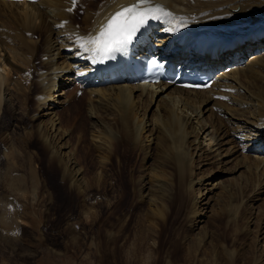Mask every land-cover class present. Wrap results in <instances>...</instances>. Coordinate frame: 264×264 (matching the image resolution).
I'll return each instance as SVG.
<instances>
[{
	"label": "bare ground",
	"instance_id": "6f19581e",
	"mask_svg": "<svg viewBox=\"0 0 264 264\" xmlns=\"http://www.w3.org/2000/svg\"><path fill=\"white\" fill-rule=\"evenodd\" d=\"M134 2L41 0L27 4L0 0V15H11L23 24L21 26H27L24 29L29 26L27 31L32 34L39 28L48 34L39 65L34 62V53L24 55L13 36L10 37L6 31L2 32L6 37L0 34V53L5 50L7 54L4 58L0 54V108L9 105L14 94H30L34 82L27 80L23 84L24 78L19 79L18 73L28 79L34 75L35 85L42 93L36 96L40 112L32 116L37 135L55 160L61 161L63 174L69 182L82 188V168L78 167L74 149L65 139L69 130L60 127L58 109L74 100L69 108L71 111L79 110L78 103L84 95V111L91 120L95 119L91 126V141L96 148L112 151L114 143L122 137L135 145L147 147L145 159L148 163L144 170L148 172L143 176L140 196L153 209L166 206V202L174 197V173L164 168L167 164L177 170L180 182L195 156L204 165L216 163L217 168L221 166L216 174L218 178L214 174L209 178L197 175L189 177L191 179L187 183V187L195 191L193 215L199 219L194 221V242L201 246L208 241L209 233L205 228L210 224L208 220L231 213L229 206H240L231 201L234 193L247 189L249 196L240 195L241 205L245 201L251 202L253 196H256L253 198L256 201L264 200V39L256 44L248 41L237 46L213 64L221 69V73L212 87L206 90L164 83L104 84L103 79L94 75L99 54L85 50L96 46L81 38L97 35L113 13ZM73 3L77 5L74 12L71 10ZM156 5L162 6L169 15L158 13L157 18L148 19L140 28L149 30L150 39L156 45L155 54L170 62L177 59L186 64L199 62L204 60V54L199 52L204 42L214 38L218 44H229L232 39L250 38L264 29V0H150L143 7ZM81 13V22L74 20ZM9 61L22 65L21 69L11 66ZM229 64L231 69L224 71ZM79 89L83 93L76 99ZM99 105L106 106L105 109L113 115L109 123L96 118ZM150 111L157 113L148 118L146 113ZM187 128L195 147L187 141ZM13 150L14 155L17 150ZM226 172L236 187L222 183L218 175ZM211 178L213 180L208 183ZM198 203L205 209L203 213ZM263 219L264 216L261 217ZM258 230L264 237V226ZM260 248L256 262L264 264V241ZM226 252L232 256L231 251ZM165 264L169 261L166 260Z\"/></svg>",
	"mask_w": 264,
	"mask_h": 264
},
{
	"label": "rangeland",
	"instance_id": "374dc122",
	"mask_svg": "<svg viewBox=\"0 0 264 264\" xmlns=\"http://www.w3.org/2000/svg\"><path fill=\"white\" fill-rule=\"evenodd\" d=\"M81 16L82 13L74 20L81 22ZM21 25L11 15H0V34L6 31L13 36L24 55L34 53V62L39 65L43 45L48 40L47 31L39 28L32 34L27 31L29 26L26 30L27 26ZM35 40L38 44L33 43ZM13 45L16 46L15 42ZM0 54L4 58L6 51ZM9 62L21 69V63L18 66ZM18 75L19 79L24 78L23 84L34 83L30 94H14L17 97L13 96L9 105L0 108V264H165L166 260L169 264H259L256 259L264 237L258 229L264 226V219L261 220L264 200L256 201L253 196L251 202L241 205L240 195L249 196L246 188L231 198L232 203L240 206H229L231 213L208 220L210 227L205 225L208 241L201 246L194 242V221L199 218L193 215L195 191L187 187L188 180L197 175L209 178L214 174L218 178L221 166L204 165L195 156L180 182L177 170L167 164L164 168L174 173V197L167 199L164 207L151 208L140 196L148 172L144 170L148 163L147 147L122 137L114 143L112 151L96 148L91 141L95 119L85 113L83 95L79 110L69 108L74 100L58 109L60 127L69 130L65 139L82 168L85 184L82 188L74 186L63 174L61 161L55 160L37 135L32 116L40 112L36 96L42 93L35 85V76L29 80ZM99 106L96 118L109 123L113 115L106 106ZM156 113L150 111L146 117L152 118ZM189 130L186 129L188 133ZM192 138L189 133L188 143L193 144ZM12 150H17L15 158ZM218 176L222 183L236 187L227 172ZM202 208L200 205L201 213L205 211Z\"/></svg>",
	"mask_w": 264,
	"mask_h": 264
},
{
	"label": "snow or ice",
	"instance_id": "6c2138e0",
	"mask_svg": "<svg viewBox=\"0 0 264 264\" xmlns=\"http://www.w3.org/2000/svg\"><path fill=\"white\" fill-rule=\"evenodd\" d=\"M149 3L150 0H135L134 3L121 6L119 11L108 18L97 35L81 38L82 41L96 46L85 50L92 51L94 55L121 51L132 42L138 28L148 19L157 18L156 13L169 15L160 5L143 7ZM83 46L82 44L81 47Z\"/></svg>",
	"mask_w": 264,
	"mask_h": 264
}]
</instances>
